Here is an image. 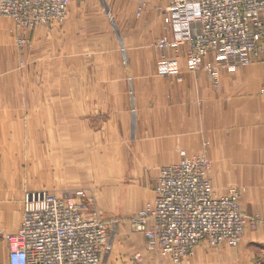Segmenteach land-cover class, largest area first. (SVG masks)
Masks as SVG:
<instances>
[{"label":"rangeland","instance_id":"obj_1","mask_svg":"<svg viewBox=\"0 0 264 264\" xmlns=\"http://www.w3.org/2000/svg\"><path fill=\"white\" fill-rule=\"evenodd\" d=\"M165 1L156 11L166 33L171 17ZM146 2L74 0L64 21L26 32L0 16V264H6L5 236L16 230L27 206L48 194L78 197L103 220L108 238L100 264H254L253 233L264 230V46L257 60L223 71V87L222 74L215 88L204 70L193 73L188 67L197 75L192 76L197 140L190 156L208 160L216 196L240 191L247 218L241 241L236 246L202 242L191 256L173 263L148 246L130 222L153 202L162 167L127 165L136 123L125 80L128 63L138 49L152 52L154 60L158 52V67L162 59L173 60L176 71L161 76L157 68L156 75L167 80L178 74V52L156 49L158 40L171 38L140 37L138 24L150 12ZM19 37L26 40L23 47ZM168 103L165 99V108ZM208 108L213 117L223 113L210 130L204 119ZM229 111L237 116L232 123L225 117ZM240 249L239 263L233 252Z\"/></svg>","mask_w":264,"mask_h":264},{"label":"built area","instance_id":"obj_2","mask_svg":"<svg viewBox=\"0 0 264 264\" xmlns=\"http://www.w3.org/2000/svg\"><path fill=\"white\" fill-rule=\"evenodd\" d=\"M73 1L0 0V16L26 32L37 24L64 21ZM166 11L177 32L172 39L158 40L156 49L177 53L185 44L190 71L204 70L215 88L223 71H235L260 56L264 0H168ZM17 44L23 47L26 40L19 37ZM165 60L158 74H174L175 62ZM209 168L203 155L181 151L177 163L159 170L153 202L130 217L147 245L173 263L191 256L202 242L236 246L243 237L247 218L240 191L216 196ZM107 238L105 223L83 200L48 194L27 206L18 228L5 236L7 264H100Z\"/></svg>","mask_w":264,"mask_h":264},{"label":"crops","instance_id":"obj_3","mask_svg":"<svg viewBox=\"0 0 264 264\" xmlns=\"http://www.w3.org/2000/svg\"><path fill=\"white\" fill-rule=\"evenodd\" d=\"M146 1L147 7H150V12L146 15L145 21L142 24H138V28L141 25L143 28L140 32V37L143 39L151 38V40L155 41L166 34L167 37L172 39L177 32V27L171 24L170 30H167L165 33L159 23L156 11L160 6L166 5V1ZM147 27L151 29L153 27L154 30L149 31ZM138 28L135 30H138ZM135 30H130V32L133 33ZM182 30L184 31V28ZM193 31H198V28H193ZM185 50L186 46L181 47L177 53L178 74L174 78L167 80L159 78L156 75L159 54L157 51V57L154 60L155 55L152 52L147 53L138 49L133 53L131 62L128 63L130 75L126 74L125 80L127 82L130 81L133 106L136 113V123L135 126L133 124L132 129L134 144L131 153L133 157L130 159L131 162L127 164L129 166H168L178 162L179 151L186 148L185 151L188 152L189 149L194 150L196 148L197 116L195 106L192 104L195 100L197 85L192 76L196 77L197 75L192 74L188 70L184 54ZM198 76L202 75L199 74ZM225 76L226 73L221 76L222 87L223 85L225 86V82L223 81V77ZM165 99L169 102L166 104L167 108H165ZM208 109L209 112L204 115V119L205 128L210 130L212 128V120L220 117V115L223 117V113L214 115L215 117H213L210 108ZM225 117L228 119V122L232 123L231 119L237 116L234 112L231 113L229 111L227 114L225 113ZM190 152H188L189 155ZM228 164L223 163V166ZM224 195L226 193L217 196ZM246 244L247 241L244 242V246ZM225 245L229 246L228 244ZM251 245L254 249L258 250L253 252L252 260H254V264H264V230L253 233ZM233 253L240 256L237 262L240 263L241 260H244L242 249L239 252L236 250ZM7 259L8 251L6 264ZM223 262H225L224 259Z\"/></svg>","mask_w":264,"mask_h":264},{"label":"bare ground","instance_id":"obj_4","mask_svg":"<svg viewBox=\"0 0 264 264\" xmlns=\"http://www.w3.org/2000/svg\"><path fill=\"white\" fill-rule=\"evenodd\" d=\"M12 117V116H11ZM1 130V129H0ZM249 178H250V175H249ZM250 181V180H249Z\"/></svg>","mask_w":264,"mask_h":264}]
</instances>
